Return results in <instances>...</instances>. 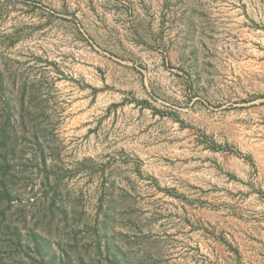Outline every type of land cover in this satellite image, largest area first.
<instances>
[{"label":"rangeland","instance_id":"1","mask_svg":"<svg viewBox=\"0 0 264 264\" xmlns=\"http://www.w3.org/2000/svg\"><path fill=\"white\" fill-rule=\"evenodd\" d=\"M0 264H264V0H0Z\"/></svg>","mask_w":264,"mask_h":264}]
</instances>
